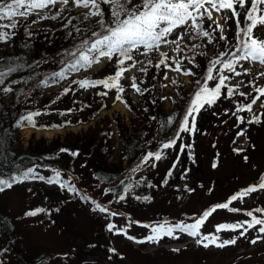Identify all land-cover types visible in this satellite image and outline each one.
<instances>
[{
    "label": "trees",
    "instance_id": "1",
    "mask_svg": "<svg viewBox=\"0 0 264 264\" xmlns=\"http://www.w3.org/2000/svg\"><path fill=\"white\" fill-rule=\"evenodd\" d=\"M133 2L138 4L140 0H133ZM101 7L102 10L105 11V19H107L108 6L101 5ZM78 8L82 7H76L71 3L63 11H61V6H49V8L42 10L43 14L32 13L28 17H16V27L14 29L0 28V31H6L10 34V39L6 43L0 42V71L6 72L8 67H14L16 69L4 79L3 84H0V179L8 180L12 176H22L23 173L29 169L34 170V172L43 169L59 171L62 182L66 185L71 184L77 191L72 192L56 183L59 188L65 190L74 201H77L82 206L86 205L92 208L93 211L101 212L94 210L97 204L105 207L107 211L101 213L104 216H109L107 217L109 218L107 226L112 224V220L116 217V215L111 216L113 213L116 214L114 211L116 207L120 210L117 214L122 215L123 218L127 220L135 219L139 212H144L153 205L159 210L162 204L166 205V203H169L167 198L171 195L170 193H178L180 191L179 183L186 181L187 176L194 178V190L196 188L204 189L206 187L208 189L210 187L212 192L219 187L218 183L216 185L215 180L210 179L209 171H219L222 165L220 163L221 154L217 151L215 153L216 155L213 156V161L211 162L209 160L208 162L205 153L202 151L191 152V150L196 145L199 136L206 133L209 127L214 128V126L218 124L219 113L222 112L221 106L225 101L232 103L233 112L235 114L233 115V119H235L237 126V133L232 136L227 149L229 152L237 154L236 156L240 158L244 165L248 166L251 164L254 168L257 167L252 164V160L254 156L258 154L259 145L253 140V137L258 130L264 128V107H260V103L264 101V97H261V100L258 101L260 108V114L258 116L261 122L248 123V121L253 118L250 113L254 111V105L252 106L251 112L237 111V107L240 104L250 103L251 96L245 98L239 95L246 86H239L238 84L233 86L231 81L235 79L236 76L227 71L224 72V75L231 76V79L225 81V83L235 88V94L228 97L227 89L223 88L220 98L216 103L211 106L205 105L198 114H194L196 130L192 132H180L179 138H176L177 131L182 123L183 115L188 107L189 101L200 86L196 84V81L199 80L201 85L207 83L210 88L215 87V84L218 83L220 72H218L217 69L222 68L220 64L216 65L213 71V75L217 77L216 80L206 81L204 79L209 62L216 59H231L232 57L230 54L236 51L234 47L237 44V24L235 18L227 20L228 34L226 36V41L218 39L219 29L216 28L215 24L204 21L205 30L210 33V37L202 35L197 36L195 31H193L188 42L182 44L180 41L179 45L175 46L177 58L166 60V63L171 65V67H165V65L157 67L156 65L159 63V60L164 57L159 51H148L144 68L146 71L138 69L132 76V78L135 77V82L140 89L139 92L131 86L133 82L132 78L129 88H125L126 86L121 82V77L119 83L124 89L122 93L127 90H133L138 97L137 103H134L129 96H125L122 100L124 106L131 113L128 124L125 123L123 119L119 118L114 120L115 124L106 119L103 122L97 123L98 127L89 129L83 135L74 136L71 134L64 142L54 140L49 145H45L43 140H39L30 149L25 150H21L15 145L18 134L24 129L55 130L65 128L70 124L91 122L99 115L102 109L106 108L105 100L109 93L116 91V93L122 94L115 88L108 89L100 84H97L95 87L81 88L78 83L74 82L82 80H103L115 75V72L120 68L115 57L112 61L107 60L105 68L96 75L87 74L89 69L94 65L93 64L90 68L80 69L77 72H73L69 69L63 79L52 77V73L64 69L71 59L65 55L66 50L74 51L83 39H94V37H92V32L102 31L97 23L98 19H100L99 17L93 19L92 16H89L88 19H84L85 13L89 10L87 9L86 12H76ZM57 12L60 14L56 19L41 18L44 15L51 17ZM228 15L231 17V13H228ZM240 19L242 26L243 16H241ZM69 20H71V24H68ZM9 22V20H0V25H6L9 24ZM65 25H67V27H65ZM77 28L80 29L79 33L76 32ZM231 28H233V30ZM69 32H72V36L68 35ZM169 39H171L170 36L167 37V40ZM230 39L232 43L227 47L228 43H230ZM209 40H211V42H209ZM3 43L6 45L4 48H1ZM182 45L183 48H181ZM178 46L180 49L179 51L177 50ZM210 48L213 49V52L207 54ZM144 52L145 49H143V47H141L139 51H134V59L132 61H126L124 67L128 70L132 69L133 63H137V56ZM221 53H229V55L221 56ZM177 59L180 60L182 64L180 72L175 70L176 65L173 62ZM149 61H151V63H149ZM167 70H172L180 75H185L184 73L186 71L194 73V75H185L191 78V89L189 91H183L179 80H175L176 83H174V87L178 92L179 100L172 104L173 107L170 113L162 110L163 93L161 90V81ZM236 70H238V66ZM78 74L81 75L76 77ZM258 75L259 73L257 72L245 81L252 80L256 86H264V83H257L258 80L256 81V79ZM45 82L47 83L45 84ZM55 86L59 88L56 92H46L48 88ZM4 88H11L12 90L4 92ZM66 89H69L67 93L65 92ZM85 91H88L89 94L81 98V94ZM105 92L107 95H102V93ZM247 93H251L252 96L256 95L251 84ZM6 97H8L7 100L5 99ZM36 112L40 113L39 116H33L36 127L29 126L27 122L24 121V117ZM67 117L70 118V120H68ZM170 117L172 120L168 123ZM239 117L244 118L243 123ZM60 119L63 121H60ZM20 122H23L22 125L17 127V124ZM101 123L102 127L100 128L99 124ZM191 123L192 120L190 117V126ZM113 124L115 125L118 141L121 146L119 164H111L108 162L113 153V130L111 129ZM241 132H243L245 136L248 135V146L242 151L235 152L233 150V145L237 137L241 136L239 135ZM250 134L252 138H249ZM174 138H176V144L171 148L163 149V144ZM189 145L191 147H188ZM61 149H67V151H61ZM158 150L161 151V156L175 150L178 151L174 154L172 163L165 164L161 168L156 167L155 162L157 161L154 159L144 163L142 158L147 152H156ZM73 152L78 153V155H71ZM245 157H247V160ZM123 162H126V165L122 166ZM213 163H216L217 167L213 168ZM184 164L186 165V169H184ZM137 165H140L138 170L135 172L131 171L133 168H136ZM175 165L178 166V169L172 174ZM152 168L153 172L151 171ZM261 170H263L261 176H264V167ZM86 175L91 176L94 186L103 189L104 196L108 203L100 201L99 198L94 195L93 191L87 188V184H84L86 186H84V189L79 186V184L81 186L83 185L81 180H85ZM76 177L78 180H76ZM33 180L37 179H33L30 176L29 179L22 183L14 184L12 188L0 192V194L13 188H19L29 184ZM232 180L234 179L232 178ZM43 181L47 180L43 179ZM259 181L260 179H257L253 184H258ZM250 182L251 180L245 184H242L240 181L236 182L238 184L233 187L231 190V192H233L231 194L226 195L221 201L215 200L211 203L215 205L217 203L226 202L233 194L239 193L241 190L249 187ZM222 186H224V184ZM191 187L192 184L190 185V188ZM164 188L168 189L163 191ZM140 191L143 192L141 195ZM121 196H124L125 199L121 200ZM137 197L140 199H137ZM144 197H150V199L144 200ZM165 198L168 200L167 202L164 201ZM131 201L133 203H131ZM157 203L159 205H157ZM210 206H208V208ZM234 208L240 209V211L234 212L238 213V215H246V213L250 211L249 209H252L254 212H256L258 208L263 209L259 207L258 204L235 206ZM223 211L228 210L218 209L213 214ZM60 212L58 215L60 219L68 218L64 213L60 214ZM66 212L69 213L68 211ZM262 213L264 215V212ZM262 213L260 214L262 215ZM201 214L196 217H199ZM162 215V213L157 211L155 217H151L152 221H135L137 227L146 229L147 236L142 239L133 238V243H136L139 248L146 249L151 246L177 241L173 239V235L176 233L188 235L186 232L176 229L172 236L164 235L157 242L147 240V237L153 235L152 228L165 224V221L168 222L169 218ZM196 217L188 212L179 215L181 219L180 222L184 224L193 223ZM92 219L96 220L95 218ZM104 226H106V223ZM71 227L72 225L69 224V222L63 223L64 231L62 234L67 235V231L70 232ZM95 227H97V224ZM96 231L98 237H95L92 244L86 243L83 246L70 245L69 249L72 251L69 250L67 251L68 253H58L62 256V261L66 262L65 264H124V259L127 256L125 253L126 247L122 250L123 247L117 248L112 244V241L107 243L100 242V234L103 235V233L100 230L99 234L98 228H96ZM13 232L14 230L11 222L0 216V234L6 237L7 242L9 241V246L14 249L15 256L17 260L21 261V264L50 263L51 258H46L48 255L31 253L25 248L23 243H20L18 237H16ZM59 234H61V229ZM120 235L122 239H128V235L125 234V232L122 231ZM108 236L114 238L117 234H110ZM78 237H80V235ZM191 238L194 237L191 236ZM96 239H98V241H96ZM67 247H69V241ZM128 249L136 252L137 255L142 254V251L137 250V248L131 244ZM189 250L192 249L182 248L178 251L168 249L160 250L159 252L164 251L161 254H177ZM200 251L201 249H196L193 250L192 253H195V256L199 257ZM81 252L83 254L82 256ZM86 256L93 258L87 261L85 259ZM99 256H101L102 259H100ZM150 261L154 262L153 260Z\"/></svg>",
    "mask_w": 264,
    "mask_h": 264
},
{
    "label": "rangeland",
    "instance_id": "2",
    "mask_svg": "<svg viewBox=\"0 0 264 264\" xmlns=\"http://www.w3.org/2000/svg\"><path fill=\"white\" fill-rule=\"evenodd\" d=\"M57 6L60 7V5ZM86 11L87 9L83 8L76 9V12ZM39 14H43V11H39ZM223 16L224 13L213 12V17L223 26V35L226 37L228 34L227 21L223 19ZM93 19H95V17H93ZM231 29L233 30V28ZM192 30L193 28L189 22V24L185 25L183 29H177L173 35L170 36L171 39L168 41L174 40L178 35H183L184 39L181 40V43H186L189 41ZM218 33L220 35V30H218ZM255 35L264 38V28L257 29ZM231 43L232 40L230 39V43H228L227 47H229ZM5 45L6 44L3 43L1 48H4ZM176 45L177 44L175 43H163L159 48L160 53H166L170 58H177L175 52ZM181 48H183V45ZM207 52V54H210L213 52V49L210 48ZM136 60L137 63L135 64V67L126 71L122 76L121 82L126 86L125 88H129L131 78L137 70L145 68V54H139ZM106 63L107 59L101 58L100 63L94 65L87 72V74H98L105 68ZM237 66L238 72H243L244 69L247 68L250 69V73L244 76H236V78L231 81V84L233 86L236 84L239 86H246V88L243 89V92L247 93L250 84L248 83L249 81L245 80H248L251 75L257 72H264V66L249 61H240ZM80 75L81 74H78L76 77ZM175 80H179L183 91H189L191 89L190 76L180 75L172 70H167L165 72L161 81V90L163 93L162 110L169 113L172 110V104L179 100L178 92L173 83ZM256 81L258 84H263L264 77H260L258 75ZM58 89V86H55L48 88L46 92L54 93ZM88 94V91L83 92L81 94V98H83V96H87ZM117 95L121 97L120 100L116 99ZM125 96H129L134 103L138 102V97L133 90H127L122 94H118L116 91H113V93H109L105 100L106 108L102 109L93 121L70 124L65 128L55 130L24 129L18 134L15 145H17L21 150H25L30 149L39 140H43L45 145H49L54 140L64 142L71 134L74 136L83 135L89 129L98 127L97 123L103 122L106 119L109 122L114 123V120L119 118L123 119L124 122L128 124L131 113L122 102ZM7 98L8 97L5 99L7 100ZM221 107L222 112L219 113L218 124L215 125L214 128L209 127L206 130V133L199 136L196 145L191 150V152L202 151L205 153L208 162L209 160L211 162L213 161V156L216 155L215 153L217 151L221 154L220 163L222 165L219 168V171H209L210 179L215 180L216 185L217 183L219 185L215 191H209L210 187L208 189L205 187L204 189L196 188L194 190L193 187L195 180L193 177L187 176L186 181L179 183L180 191L178 193H170L171 195L167 198L169 203H166L168 200L165 198L164 201L166 202H163L166 203V205L162 204V207H159V210H157V207L153 205L144 212H139L138 215H136L137 218L127 220L123 218L122 215L117 214L120 210L116 207V210H114L116 212V217L112 220V225H115V228L112 231H109L107 226V222H109V218H107L109 217L108 215L104 216L101 212L93 211L92 208H89L86 205H80L77 201H74L72 197H69L70 195L65 192V190L59 188L56 183H48L47 181L37 178V180L31 181L29 184L23 185L19 188H13L0 194V216L11 222L14 235L18 237L20 243H23L27 250L33 254L41 253L46 256L48 255L46 258H51L50 263L48 262V264H65L66 262L62 261V256L58 253H66L69 251L70 245L83 246L86 243L92 244L95 237H98V234H96V228H98L99 234L100 230L103 233V235L100 234V242L107 243L112 241V244H114L117 248L123 247L122 250L126 247L125 253L127 256L124 259V264H264V239L258 240L256 244H252L250 242L252 239H256L257 237H264V233H260L258 231L261 227L260 225H256L254 228L248 229L244 235H240V232H243L244 229H238L236 231H216V226L220 224H237L251 220V217L244 214L238 215V213H234L233 211H223L211 215L206 220L204 226L200 229L201 236L195 237V239L188 235L176 233L173 235V239L177 241H172L158 246H151L146 249L139 248L136 243H133V238L142 239L147 236L146 229L137 227L135 221H152L151 217H155L156 212L159 211L163 214L162 216L169 218L165 227H174L176 224L181 223V219L179 218L180 214L183 215V213L185 214L188 212L196 217L208 208V206L213 205V203H211L212 201H221L226 197V195L231 194L233 192H231L233 187L238 184L236 182L240 181L242 184H245L251 180L249 185L251 186L257 179L261 178V173L263 171L261 169L264 167V128L258 131L256 130L257 133L255 136L253 135V140L259 145L258 154H256L252 160V164L257 167L254 168L251 164L246 166L241 162L240 158L236 156L237 154L229 152L227 149L232 136L237 133L236 121L233 119V115L235 114L233 112L232 103L225 101ZM253 109L254 111L250 113V115L252 117L258 116L260 114L259 102L254 105ZM67 119L70 120L68 117ZM60 121L63 120L60 119ZM114 124L111 127L113 130V153L108 162L111 164H119L121 146L118 141V135ZM99 125L101 128L102 123ZM249 138H252L251 134L249 135ZM247 146L248 135L245 136L243 134L237 137L233 145V150H244ZM177 151L178 150H175L162 156L161 160L155 162L156 167L161 168L165 164H171L174 159V154H176ZM124 165H126V162L122 163V166ZM183 166L185 167L184 169H186V165L184 164ZM177 169L178 166L175 165L172 174L176 172ZM151 171L153 172V168ZM56 172L57 171L54 170L43 169L36 170L34 173L37 176L45 177L47 180L48 177L55 176ZM232 178L234 180H232ZM76 180H78L77 177ZM76 180L75 182L78 184ZM71 182L75 183L74 181ZM81 183L83 184L82 186L79 184L81 188L84 189L86 187L84 184H87V188L92 190L94 195H96L100 201L108 203L106 197L104 196L103 189L92 184L91 176L86 175L85 180H81ZM191 184L192 187L190 188ZM223 184L224 186H222ZM258 184L253 185L258 187ZM167 189L168 188H164L163 191H166ZM142 193L143 192L140 191V195ZM131 203L133 202L131 201ZM249 204H258L259 207L264 209V189L258 188L256 192L250 193L248 196L244 197L243 200L238 199L234 201L231 204V207ZM157 205L159 204L157 203ZM38 208L44 209V211L38 213L36 216L25 215L26 212ZM249 210L252 211L253 215L257 218L264 219L262 212H254L252 209ZM59 212L60 214L64 213L68 218L60 219V216L58 217ZM260 213H262V215ZM92 218H95L96 220H93ZM67 222H69L72 227L70 232L67 231V235H65L62 234L64 231L63 223ZM105 223L106 226H104ZM96 224L97 227H95ZM245 228H247V224H245ZM60 229L61 234H59ZM122 231L128 235L127 240L122 239L120 235ZM118 232L119 234H117ZM110 234H117V236H114L113 238L112 236H108ZM79 235L80 237H78ZM203 235L219 236L220 240L217 241V243L228 239H235L236 243L230 244L224 248H219L210 244L209 247L205 248L202 244H197L196 242L197 239H201ZM129 237H131V239ZM68 241L69 247H67ZM96 241H98V239H96ZM8 242L6 237L0 234V264H21V261L17 260V257L15 256L14 249L9 246ZM204 243L208 242L204 241ZM130 244L137 248V250L142 251V254H138V256L136 252L128 249ZM182 248H191L192 250H189L190 252L186 251L177 254H161L164 251L159 252L160 250H179ZM196 249H201L199 257L195 256V253H192V251ZM82 255L83 254L81 252V256ZM92 258L93 257L89 256L85 257L87 261ZM99 258L102 259L101 256H99ZM150 260H153L154 262H151Z\"/></svg>",
    "mask_w": 264,
    "mask_h": 264
},
{
    "label": "snow or ice",
    "instance_id": "3",
    "mask_svg": "<svg viewBox=\"0 0 264 264\" xmlns=\"http://www.w3.org/2000/svg\"><path fill=\"white\" fill-rule=\"evenodd\" d=\"M74 4L76 7H82L89 11L85 13L84 19H88L89 16L99 17L97 23L101 28V32H92V38L83 39L81 43L75 48L74 51H65V55L71 59L66 64V67L59 72L52 73V77L65 78L67 70L77 72L80 69L90 68L93 64H99L101 58H106L108 61H112L116 58V62L120 65L115 75L110 76L103 80L97 81H74L78 83L81 88L95 87L97 84L103 85L105 88H115L118 92H123L124 89L119 83L121 77L124 75L127 68L124 67L126 61H132L134 59L133 52L139 51L141 47L145 49L144 54L148 51L159 50L160 45L163 43H175L179 45V41L184 39L183 35H178L172 41H168L167 37L172 36L177 29H183L185 25L191 22V27L194 29L197 36L210 37V33L205 30L204 21H209L215 24L216 28L220 30L219 40L226 41L227 37L223 35V26L219 24L218 20L213 17V12L224 13L223 19L227 21L230 18H235L237 24L236 39L237 44L234 46L236 51L231 53V59L222 60L216 59L209 62L206 69L204 79L206 81H214L217 79L213 75V71L216 65H222L221 69H217L220 72L218 83L215 87L210 88L207 83L201 85L197 80L196 84L200 85L194 92L188 107L183 115L182 123L177 131L176 138H179L180 132H192L195 131V115L205 106H211L220 98L221 90L227 89V96L231 97L235 94V88L226 85L225 81L230 80L231 76L224 75V72L232 73L235 76L248 75L250 69L245 68L243 73L236 70L240 61H249L258 63L264 66V38L255 35V30L264 28V0H140V2L134 3L133 0H0V20H9V24L0 25V28H15L16 17H28L32 13L39 14V11L49 8V6L55 7L61 6L63 11L69 4ZM101 5L108 6V18L105 19L106 13L102 10ZM231 13V17L228 15ZM59 12L51 17L44 15L42 19H56L59 16ZM241 16H243V25L241 26ZM71 24V20L68 21ZM67 27V25H65ZM76 32L79 33L80 29L77 28ZM72 36V32L68 33ZM10 39V34L6 31H0V42H7ZM211 42V40H209ZM179 51V46L177 47ZM164 57L159 60L156 65H165V67H171L166 63L167 59H171L166 53H161ZM229 55V53H221V56ZM176 65L175 70L181 71L182 64L180 60H174ZM151 63V61H149ZM135 67V63L132 65ZM16 69L14 67H8L7 71H0V84L4 83V79ZM146 71V69H141ZM185 75H194L191 71H186ZM260 77H264V72L259 73ZM167 78V77H165ZM132 87L137 92L140 91L135 82V77L132 78ZM47 82H45L46 84ZM173 83H176L173 81ZM242 83V82H241ZM252 85L253 91L256 95L252 96L251 93H239L240 96L248 98L251 96L250 103L240 104L237 107V111L251 112L252 106L257 104L264 97V86H256L253 81H249ZM238 87V85H237ZM11 88H4V92L11 91ZM69 89H66L67 93ZM107 95V93H102ZM117 100H120L119 95L116 96ZM260 107H264V101H261ZM40 113H32L24 117V121L29 126L36 127L33 116H39ZM191 117L192 123L189 125V118ZM241 122H244L243 117H239ZM172 118H169L170 123ZM259 116H253L248 123H260ZM23 122L17 124L20 127ZM241 132L239 135H243ZM176 138L163 144V149H168L176 144ZM188 147H191L190 145ZM61 151H67V149H61ZM234 151H242V149H234ZM76 156L78 153H71ZM144 163L154 159L159 161L162 159L161 151L147 152L142 158ZM247 160V157H245ZM140 165L133 168L131 171L138 170ZM213 168L217 167L216 163H213ZM170 174V173H169ZM45 179V177L37 176L34 170L29 169L24 172L22 176H12L10 179H0V192L10 189L14 184L22 183L29 179ZM48 183H57L63 188H67L72 192H76V188L71 184H64L60 178V172L57 171L55 176L47 178ZM259 189H264V176H261L258 187L251 185L239 193L233 194L226 202L217 203L205 209L199 217L194 218V222L190 224L178 223L174 227L165 225H158L152 228L153 235L147 237V240L157 242L164 235L172 236L176 229L182 232H186L192 237L201 236L200 229L204 226L206 220L218 209H225L228 211H240V209L230 207L233 201L243 200L244 197L250 193H254ZM192 191V190H189ZM211 191V189H209ZM121 200L125 199L124 196L120 197ZM137 199H140L137 197ZM144 200H149L150 197H144ZM94 210L101 212L107 211V209L100 204H97ZM44 209L30 210L25 213L26 216H36L38 213L43 212ZM257 212H264V209H256ZM112 215H116L113 213ZM251 217L250 221H244L237 224H220L216 226V231H236L238 229H244L240 232V235H244L248 229L254 228L256 225L261 227L258 229L260 233H264V219L257 218L253 215L252 211L246 213ZM247 224V228H245ZM147 227V226H146ZM115 225L109 224L108 230L112 231ZM119 234V232L117 233ZM126 234V233H125ZM131 239V237H129ZM264 239V237H257L250 242L256 244L258 240ZM219 236L203 235L201 239H197V244H202L207 248L209 245H215L219 248H224L230 244H235V239L223 240L219 243ZM207 241L208 243H204ZM142 242V241H141ZM114 251V250H111ZM178 251V249H174Z\"/></svg>",
    "mask_w": 264,
    "mask_h": 264
}]
</instances>
